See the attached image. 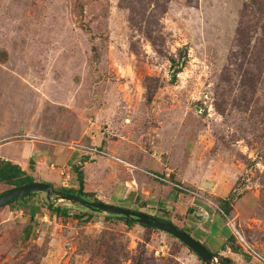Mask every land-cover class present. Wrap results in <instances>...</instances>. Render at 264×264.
Listing matches in <instances>:
<instances>
[{
    "label": "rangeland",
    "instance_id": "374dc122",
    "mask_svg": "<svg viewBox=\"0 0 264 264\" xmlns=\"http://www.w3.org/2000/svg\"><path fill=\"white\" fill-rule=\"evenodd\" d=\"M256 1L0 0V160L72 191L82 173L91 202L170 221L217 264H264ZM251 26L255 84L233 78L227 100L238 31ZM92 213L44 193L0 208V264H204L165 233Z\"/></svg>",
    "mask_w": 264,
    "mask_h": 264
},
{
    "label": "trees",
    "instance_id": "16d2710c",
    "mask_svg": "<svg viewBox=\"0 0 264 264\" xmlns=\"http://www.w3.org/2000/svg\"><path fill=\"white\" fill-rule=\"evenodd\" d=\"M258 1H256V2H258ZM252 29H253V26H251L250 29L248 27H246V28L243 27L242 31L241 30L238 31V41H239L238 47L241 50V51H239V53L240 52L241 53L238 56L233 55V56H236V58H235L234 63L232 64V68H230L229 70H226V75H225L226 80L224 83H226V87L229 88V89H227V93L225 94V99H227V100L228 99L230 100V97H231L230 91H232V89L230 87H232L231 85H232V79L233 78L235 79V81H238L239 79H241L240 85L242 86V88H244V90L248 89L250 85L255 84L254 80L256 78L251 74L250 71L249 72L247 71L248 68L247 69L245 68L246 65L256 64L255 62H253L250 59V57L257 58V55L249 56L250 45L248 43L252 37L251 32H250V31H252ZM256 61H259L258 58ZM173 65L176 67L175 61L173 62ZM256 71H258V70H256ZM179 72H180V69L177 70V68H176L173 70V76H172L173 80H175L176 75ZM259 73L261 74V72L258 71V74ZM223 89H226L225 86H222L221 88L218 89L219 94L221 93V90H223ZM30 171H33V165H30ZM77 174H78L77 181L79 184V190L78 191L67 190V189L60 188V187L55 188V189L59 192L77 195V196L81 197L82 199L91 202V200L89 199L91 195L84 192V182H83V177H82L83 175H82V173H77ZM33 183H41V181L39 180V177L27 173L26 171L22 170L20 168V166L15 165L10 161L0 160V186H9L10 187V190H7V191L1 193L0 197L4 194L10 192L11 190H13L15 188L30 185ZM36 194L28 195L26 197H23L22 199L34 196ZM16 201H18V200H16ZM16 201H14V202H16ZM95 202L103 204L97 200H95ZM12 203H10V204H12ZM233 203H234V199H233L232 195L226 200H220V206L224 212L225 217L232 210ZM50 211L52 214H54L55 216L60 217V218H69L70 217L68 215L66 209H63V208L58 207V206L50 208ZM84 215L85 214H83V215L81 214L79 216H76L75 218L81 220L84 218ZM86 215H87V212H86ZM110 218H118V217L107 215L106 219H110ZM151 218L156 219V220L165 221L163 219H157L154 217H151ZM123 220H124L125 224L128 226H131L134 224V222H131V221H128L125 219H123ZM165 222L171 223L170 221H165ZM143 227H145L149 230H152V231H157V230H154V229L149 228L147 226H143ZM179 230L184 232L182 229H179ZM226 244H227V248H229L233 253L240 254L242 247L240 245L236 244L234 237H231L227 241ZM211 254L215 257H218L217 254H213V253H211ZM218 259H219V264H233V262L230 259H221V258H218Z\"/></svg>",
    "mask_w": 264,
    "mask_h": 264
},
{
    "label": "water",
    "instance_id": "95a60500",
    "mask_svg": "<svg viewBox=\"0 0 264 264\" xmlns=\"http://www.w3.org/2000/svg\"><path fill=\"white\" fill-rule=\"evenodd\" d=\"M36 193L46 194L47 199L50 202L52 200L69 202L74 206L86 208L93 213L120 217L125 220L165 233L186 246L195 255H197L204 264H217L215 257L209 252L207 248H205L198 241L191 238V236L179 230L172 223L156 220L146 214L125 210L115 206L100 204L97 202H89L77 195L59 192L53 185L45 183H33L30 185L15 188L0 197V208L18 199Z\"/></svg>",
    "mask_w": 264,
    "mask_h": 264
},
{
    "label": "built area",
    "instance_id": "2783aa9c",
    "mask_svg": "<svg viewBox=\"0 0 264 264\" xmlns=\"http://www.w3.org/2000/svg\"><path fill=\"white\" fill-rule=\"evenodd\" d=\"M250 254H251V253H250ZM251 256H252V254H251ZM256 256H257V254H255V257H256ZM257 257L260 258L259 256H257ZM259 261L262 262V263H264L263 259H261V258L259 259Z\"/></svg>",
    "mask_w": 264,
    "mask_h": 264
},
{
    "label": "crops",
    "instance_id": "0c3cea01",
    "mask_svg": "<svg viewBox=\"0 0 264 264\" xmlns=\"http://www.w3.org/2000/svg\"><path fill=\"white\" fill-rule=\"evenodd\" d=\"M52 166V165H51ZM100 201V200H99ZM102 202V201H101ZM140 212V211H139ZM138 211H137V213H139ZM148 214V216H149V213H146V215Z\"/></svg>",
    "mask_w": 264,
    "mask_h": 264
}]
</instances>
